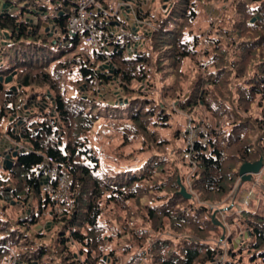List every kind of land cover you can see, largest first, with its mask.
Listing matches in <instances>:
<instances>
[{
	"label": "trees",
	"instance_id": "obj_1",
	"mask_svg": "<svg viewBox=\"0 0 264 264\" xmlns=\"http://www.w3.org/2000/svg\"><path fill=\"white\" fill-rule=\"evenodd\" d=\"M99 1L107 6L110 0ZM150 2H159V11L153 13L149 7L138 10L137 17L153 28L145 26L140 35L143 47L129 57L125 52L95 53L91 60L74 53L77 39L65 45L70 1H64L66 14L55 20L62 39L50 38L41 29L38 9L25 13L22 7V19L13 11L0 16V34L10 35L5 47L0 45V75L16 72L14 78L21 85L17 94L8 95L0 82V137L8 135L30 149L12 168H0V191L12 193L24 207L16 211L0 198L6 203L0 206V222L12 223L9 234L0 236V264H13L14 258L20 264H124V258L125 264H264V208L243 212L240 226L248 235L239 245L233 236L228 250L218 245L224 229L219 213L181 195V185L186 186L176 154L182 150L177 151L176 139H162L157 131L171 126L172 114L161 100L175 101L188 115L202 109L210 117L214 127L209 147L198 145V169L191 177L192 189L204 202L225 200L240 165L264 158V0H230L229 12L215 19L207 34L197 26L200 6H215L221 0ZM31 12L38 16L36 27L24 20ZM254 17L258 20L250 23ZM120 37H126L124 44ZM120 37H113L110 44L125 51L130 39ZM58 45L69 48V57L54 66L35 59ZM11 48L16 49L13 57ZM106 61L117 68L122 103L119 97L108 101L96 93L97 83H109L99 70ZM199 62L205 71H199L189 95L183 97L189 70H197ZM63 79L74 84L77 94L72 98ZM47 91L54 118L49 107L31 110L32 102L46 98ZM21 103L28 105L30 117H25ZM232 104L236 107H229ZM34 115L38 119H32ZM19 120L24 126L13 132ZM36 126L38 133L32 131ZM102 128L116 137L118 146L104 151L95 147L91 135ZM177 132L180 139L181 130ZM45 157L70 172L73 202L70 210L49 213L48 234L34 229L44 211L56 205L41 189L38 171ZM16 236L18 244L8 250L7 240Z\"/></svg>",
	"mask_w": 264,
	"mask_h": 264
},
{
	"label": "rangeland",
	"instance_id": "obj_2",
	"mask_svg": "<svg viewBox=\"0 0 264 264\" xmlns=\"http://www.w3.org/2000/svg\"><path fill=\"white\" fill-rule=\"evenodd\" d=\"M133 1V0H132ZM151 0H136V6L137 9L139 11H147L149 9V7H151V11L153 13L158 12V5L159 2H150ZM165 2V1H164ZM2 4L0 6L3 7V4H5L4 2H1ZM13 12H15L17 15L19 16V19H22V7H25V13L26 10L30 9V10H35L38 9V11H40V13L45 14L44 16H41V29H46L49 28V25L46 23L49 20L53 18L54 14H55V10L53 6H45L37 1H33V0H13ZM229 8H230V0H221L220 3H218L215 6L212 5H206L204 7V5L200 6L199 9V21L197 22V26L201 29H203V31H205V34L209 33L208 27L209 29L213 28V22L215 19L221 18L222 13L224 12H229ZM45 11V12H42ZM250 22V21H249ZM149 23V22H148ZM147 22H145L143 25L141 23H138V27H134V29H138V31H134V34L140 36L146 29L145 26L147 25L148 28H153L152 25H150V23L148 24ZM209 23H211V25H209ZM142 25V26H141ZM141 26V27H140ZM130 30V29H128ZM49 33H53L52 30L49 29ZM220 34V33H219ZM5 36V37H4ZM60 33L56 36L59 37ZM53 40V39H52ZM118 40H120V42L122 44L125 43L126 41V37H120ZM7 41H9V39L6 36V33H3V35L0 34V45L5 47V45L3 43H7ZM144 43V42H143ZM143 43L142 45H138L137 48L139 47H143ZM10 50V56L13 57L16 54V49L15 48H11ZM122 50V49H121ZM69 48H67L65 45L63 46H52L50 48L49 51L46 52H41V54L39 56H36V58L39 59L40 64L46 63L51 66H54L57 64V62L62 59V58H67L69 57ZM74 53H81L87 57H89L91 60H94L93 58V54L92 51L90 50V48L84 44V43H78L76 49L74 50ZM124 53V50H123ZM129 53L128 51H125L124 53V57H129ZM46 58V60H44ZM200 58L206 59L202 54L200 56ZM106 64V63H104ZM102 64V65H104ZM101 65V66H102ZM197 66V70L194 68V70H189V80L190 83L189 85H185V92H184V96L189 95V90L191 89V87L193 85H195L194 81L198 80L197 77L199 75H201V72L205 71L202 70L203 68L201 67V64L199 62V64H196ZM8 65L6 64L4 69L7 68ZM100 69V68H99ZM51 71V70H50ZM101 71V70H100ZM188 71V70H187ZM201 71V72H199ZM102 73H105L109 79V83H97L96 85V93L98 96L108 100V101H114L115 97H119L118 99H120L119 101L122 103L124 102V96L122 95V91L123 88L120 86V82L119 79L117 77V73H111L110 70H102ZM15 77V76H14ZM13 77L12 81L8 84H6L4 87L7 88V90L14 85H17V82L15 80V78ZM170 79V77H169ZM168 79V80H169ZM172 80V78L170 79V81ZM63 82L66 83L65 87L68 90V97H73L75 94H77V92L75 91L74 88V84L71 83L70 81L63 79ZM66 88L63 89V94H66L67 90ZM144 88V87H141ZM82 91H84V93H86L85 89L86 86H83ZM111 91V92H110ZM203 93V90L201 91V95ZM85 97H87L85 95ZM122 97V98H121ZM45 99L47 101H45ZM127 101V100H125ZM164 105H167V107H169V114H172V116H170V123L171 126L168 128H157V131L160 135V138L162 139H169V140H174L176 141V148L177 151L179 150V148L182 150V154L179 152L178 154H176V159L178 162V166H179V171L181 176L183 177V184L186 186L185 188L187 189V192L190 193L192 195L191 199H195L198 203H203L206 204L209 209L211 210L212 213H219L217 216V219L220 223L223 224L224 229H223V236L218 239L217 244L222 245L223 248H225L226 250H228V246H227V241H230V237L233 236V242L235 245H239L242 241V238H244L247 234V230H245L242 226H240V220L241 217L243 215V212L247 211V210H260L264 208V163H263V168L262 170V174H258V175H252L251 180L242 183L241 180V176H240V169L242 167V165H240L238 172H239V176L238 179L236 181L235 186L233 187V190L231 191V193L229 194V196L221 201V202H215L212 199H209L208 201L204 202L201 201V198L199 197V195L197 194V192H195L192 189V185H191V177L193 176L194 172L198 169V165L197 162L192 163V161H189L187 159H185L184 157V153L187 151V149L189 148V144L192 143V141H195V135L192 134L190 136V138H186L184 135V132L187 130L188 128V123L189 121H193V124H197V127L199 130L204 131V134L208 132L209 136L207 137V141H203L201 142V147H209V139L210 138V133L213 130V122L210 120V117L207 116V114L205 112H203V110L201 109L200 114L197 115H188L182 111H179L178 109V105L176 104L175 101H172L170 99L166 100H161ZM25 104H23L22 106H24ZM32 107L31 110H35V109H39V107H44V108H51V114L50 117L54 118L52 116V113L55 114V108H54V103L51 100V96L49 91H47V97L42 99L39 98L37 100H34L32 102ZM229 107H236L234 104L230 105ZM29 109V107H28ZM37 109V110H38ZM23 111L26 113V110L23 109ZM30 112V111H29ZM202 112V113H201ZM195 116V118L193 117ZM35 118V119H34ZM32 119L36 120L37 117H32ZM40 120V118H39ZM52 120V119H51ZM226 120V119H225ZM99 125V123H98ZM97 125V126H98ZM5 130L8 129V123H5L4 125ZM181 130L180 133V139L179 137L176 136V134H178V130ZM97 130V128H95V131ZM61 132V131H60ZM62 134V132L60 133ZM93 138V139H92ZM116 137H114V135L110 134L109 132H107V130L105 129H101L100 134H95V132H93V134L91 135V140L94 142L95 147H99L100 149L103 150H107L108 147L110 145L113 146H118L119 145V141L112 142L113 140H115ZM197 139V137H196ZM11 140V144L12 146L19 144V146L21 147V149L25 150V151H30L29 147L26 146L24 143H17L15 142L12 138H10L8 135H3L2 137H0V168H2L4 166L3 161L5 160V156L8 155V153H4L5 151H7L8 149H5L4 144L7 141ZM174 141H172L174 143ZM99 142V143H98ZM200 142V141H198ZM4 148V149H3ZM186 149V150H185ZM197 155V153H196ZM182 156L184 157V160L182 159ZM195 160V159H194ZM259 161V160H258ZM185 162V164H184ZM251 163V162H248ZM256 163V162H255ZM67 169V168H66ZM67 173L71 179V176L67 170ZM0 198L2 199V201L4 202H8L11 205V209L13 207H15L16 211H20L23 207L22 204H20L19 201L15 200V198H13L12 193L8 192V191H0ZM248 199V202L246 203L245 200ZM36 203H35V207H34V211L35 214L38 215L40 208H39V202H38V198L36 199ZM14 201V205H12L11 203ZM145 202V199L142 200V203ZM5 204V203H4ZM3 203H1L0 200V206L4 205ZM20 204V205H19ZM231 210L221 213L220 211L222 209H226V208H230ZM55 207H53L52 209H47L46 211H44L43 216L40 218L41 222L34 228L35 231L38 232H44L48 234V231L51 229V222L49 220V213L52 211L55 213L54 210ZM18 214H20L21 212H16ZM29 213V212H28ZM27 213V214H28ZM29 215V214H28ZM21 216V215H20ZM27 216V215H26ZM21 217H18V219H20ZM0 236H4V235H8L10 232V229L12 227V223H7V224H3L0 222ZM39 226L38 229H36ZM245 235V236H244ZM14 239H8L7 240V249L10 250L11 246L14 244H18L19 242V237H13ZM220 240V241H219ZM216 243V242H215ZM16 249L18 250V248L16 247ZM12 253V252H11ZM215 254H217V261H220L221 255L220 253L217 251ZM4 256H8V252L4 255ZM14 254H11V257L13 259ZM4 258V257H3ZM108 259V256L105 257ZM127 258L122 259V262L125 264ZM109 261V259H108ZM7 264V263H5ZM13 264H20L19 259H15L13 260Z\"/></svg>",
	"mask_w": 264,
	"mask_h": 264
},
{
	"label": "built area",
	"instance_id": "obj_3",
	"mask_svg": "<svg viewBox=\"0 0 264 264\" xmlns=\"http://www.w3.org/2000/svg\"><path fill=\"white\" fill-rule=\"evenodd\" d=\"M8 1H10V3L7 2V0H0V3L5 2L11 6L6 13H10L14 8L13 0ZM34 1L45 6L54 7L55 14L53 18L49 20L48 25L54 35L60 33L59 38L61 39L62 33L56 25L55 20L60 19L61 16L66 14L63 8L64 1H70L72 3V12L67 16L68 39L67 41L64 40L65 45H70L72 39H77L78 43L86 44L92 51L93 55L95 53H109L113 49L119 50L118 46L110 44L113 37L127 36L129 37L130 42H127L126 44V51L133 55L134 45L138 46L143 43V40L138 33L137 35L134 34V31H138V29H134V27H138V23H141L142 25L145 23L137 17L138 9L135 3L136 0L131 2L124 0H110L107 6L102 4L99 0ZM41 15L44 16L45 14ZM24 20L28 21L31 26L36 27L38 16L31 12L24 15ZM109 62L110 61H106V63ZM192 134L195 135V141H192V143L189 144V148L184 153V157L185 159L192 161V163H195L196 161L194 159L197 153V147L198 145L201 147V142L205 140L207 141L209 134L208 132L204 134V131L199 130L197 124H193V121L190 120L184 135L186 138H190ZM38 173L41 177L42 193L44 195H49L50 199L56 204L54 206L55 214H61L72 209L71 179L67 173L66 167L59 164L53 158L45 157ZM258 174H262V170ZM245 202L247 203L248 199H246Z\"/></svg>",
	"mask_w": 264,
	"mask_h": 264
},
{
	"label": "water",
	"instance_id": "obj_4",
	"mask_svg": "<svg viewBox=\"0 0 264 264\" xmlns=\"http://www.w3.org/2000/svg\"><path fill=\"white\" fill-rule=\"evenodd\" d=\"M124 1H128V2H131L132 0H124ZM165 2H168V0H164ZM10 7V4H3V11L8 9ZM164 8H166V5H164ZM62 14V13H60ZM4 15V12L1 13L0 16H3ZM258 20V17H254L250 20V23H255L256 21ZM31 21V19H30ZM46 32H49V28H46L45 29ZM6 36L8 39H10V35L8 33H6ZM54 36L53 33H49V37L52 38ZM54 44H57V40H54L53 41ZM135 51H137V45H134V48H133ZM116 52V49L113 50V53ZM119 54H123V50H119L118 51ZM100 69L99 70H110L111 73H117V68L112 64V63H106L102 66L99 67ZM16 72H13L11 73L10 75L4 77L2 75H0V82L5 86L6 84L10 83L13 79V77L15 76ZM86 86V85H84ZM21 89V85L17 83V85H14V86H11L8 90H7V94L8 95H12V94H17L18 93V90ZM23 103H21L19 106H22ZM33 106H31L32 108ZM34 108V107H33ZM22 109L26 110V113H25V117H30L31 114L28 110V105H24L22 107ZM52 116L54 117V113H52ZM14 118H11L10 120L12 121ZM24 126V121L23 120H19L15 126H14V130L13 132H18L20 131V129H22ZM40 130L39 127H34L32 129V131L34 133H38ZM4 148L5 149H8L7 151H5L4 153H8L7 156H5V160L3 161V164H4V167L5 168H12L13 164H14V161L18 158L19 155L25 153V152H28V151H25L23 149H21V147L19 146V144H16L14 146H12L11 144V140L10 141H7L5 144H4ZM3 148V149H4ZM1 160V158H0ZM263 163H264V158H260L259 161H257L256 163H245L242 165L241 169H240V176H241V180H242V183L244 182H247V181H250L251 180V177L252 175H256L258 174L261 169L263 168ZM179 184H181V181L179 179ZM180 193L181 195H183L185 198L187 199H191L192 198V195L190 193L187 192L186 188L184 186L181 185V190H180ZM12 205H14V201L11 203ZM231 210V207L230 208H226V209H222L220 212L221 213H224V212H227ZM28 216V214H27ZM39 226L36 228L38 229Z\"/></svg>",
	"mask_w": 264,
	"mask_h": 264
},
{
	"label": "bare ground",
	"instance_id": "obj_5",
	"mask_svg": "<svg viewBox=\"0 0 264 264\" xmlns=\"http://www.w3.org/2000/svg\"><path fill=\"white\" fill-rule=\"evenodd\" d=\"M123 47V46H122ZM70 98H72V97H70ZM20 111V110H19ZM48 111V110H47ZM38 114V113H37ZM35 116V115H34ZM35 119V118H34ZM38 119V118H37ZM41 120V119H40ZM45 120V119H44ZM105 123H106V121H105ZM29 124V123H28ZM107 125V124H106ZM89 137V136H88ZM93 139V138H92ZM92 142V141H91ZM94 142H95V140H94ZM99 143V142H98ZM104 151V150H103ZM104 158V157H103ZM106 161H109V160H106ZM103 165V164H102ZM70 173V172H69ZM4 204V203H3ZM6 204V203H5ZM44 204H46V203H44ZM20 205V204H19ZM40 205V204H39ZM8 211V210H7ZM10 211V210H9ZM8 215H9V213H8ZM50 218H51V216H50ZM16 224V223H15ZM32 227V226H31ZM16 228V227H15ZM30 228V227H29ZM43 236V235H42ZM34 237V236H33ZM38 238V237H37ZM35 240V239H34ZM39 241V240H38ZM12 248V247H11ZM10 252V251H9ZM12 254V253H11ZM11 257V256H10Z\"/></svg>",
	"mask_w": 264,
	"mask_h": 264
},
{
	"label": "crops",
	"instance_id": "obj_6",
	"mask_svg": "<svg viewBox=\"0 0 264 264\" xmlns=\"http://www.w3.org/2000/svg\"><path fill=\"white\" fill-rule=\"evenodd\" d=\"M5 3V2H4ZM2 3H0V5H1ZM8 4V3H7ZM9 8H11V6L9 7ZM8 8V9H9ZM8 9H6V10H4L3 11V7L2 6H0V15H1V13H3V12H6V11H8ZM13 11V10H12ZM24 104V103H23Z\"/></svg>",
	"mask_w": 264,
	"mask_h": 264
}]
</instances>
